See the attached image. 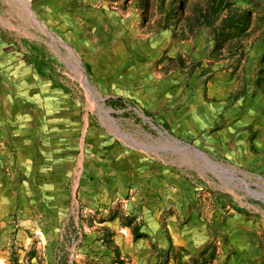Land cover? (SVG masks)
<instances>
[{"label": "rangeland", "instance_id": "rangeland-1", "mask_svg": "<svg viewBox=\"0 0 264 264\" xmlns=\"http://www.w3.org/2000/svg\"><path fill=\"white\" fill-rule=\"evenodd\" d=\"M50 9L47 27L35 15L21 33L29 43H14L50 57L39 74L51 82L48 104L0 99V135L38 146L48 133L86 129L83 149L98 150L99 204L73 199V172L62 198L56 169L0 137V264H264V176H231L185 143L174 146L154 109L176 84L252 68L261 77L264 0H68ZM135 144L166 150L157 154L165 167L157 186L133 174L149 159Z\"/></svg>", "mask_w": 264, "mask_h": 264}, {"label": "crops", "instance_id": "crops-1", "mask_svg": "<svg viewBox=\"0 0 264 264\" xmlns=\"http://www.w3.org/2000/svg\"><path fill=\"white\" fill-rule=\"evenodd\" d=\"M61 1L67 3L68 0H0V99L11 100L14 97L22 103H40V106L44 103L43 108L48 104L46 99L49 97H46V93L50 92L51 82L28 64L27 51L16 45L22 39L28 42L27 36L21 34L25 33L22 29L27 27L28 31L30 23L32 27L35 25V15L40 17L43 25L47 27L48 9L51 10L53 4L59 6ZM69 1L78 3L79 0ZM29 13L34 14V21ZM250 71H237L234 77H230L228 72H221L211 81H196L188 87L176 84L164 91L166 97L163 100L168 101H157L154 109L156 117L164 119L171 134L168 137H171L174 146L185 143L184 145L200 151L203 155L205 153L222 161L226 167H222L221 172H231V176L236 173L243 177L241 171L264 176V84L257 86L253 68ZM239 75L247 79L244 84L238 81ZM67 128L65 127L62 133H48L45 141L38 146L30 140L20 142V135L11 132L4 136L9 138L10 146L21 151L27 149L29 152H38L46 166L50 165L58 171L56 175L59 177L62 198H69L67 187L73 172L76 174L75 188L70 193L73 194V199L82 200L83 204V200L89 198L92 206L94 203L98 205L100 165L94 159L98 150H94L93 146L83 149L86 129ZM4 136L0 135L6 141ZM17 141L19 145L16 144ZM148 149L145 156L149 159L141 157L144 160L138 169L136 167L133 170V174L139 175L141 184L154 183L157 186L165 177L163 160L159 159L157 154L166 150L160 145ZM153 160L156 163H153ZM168 166L172 171H176L173 164ZM174 178L175 182L180 181V177ZM131 182H135L133 178ZM183 183L188 181L185 179ZM108 194H111L110 190ZM134 197H131V202ZM106 199H109L108 196ZM145 212L142 207L140 214L145 215ZM170 219L172 221L167 225V230L172 237L178 236L175 219Z\"/></svg>", "mask_w": 264, "mask_h": 264}, {"label": "trees", "instance_id": "trees-1", "mask_svg": "<svg viewBox=\"0 0 264 264\" xmlns=\"http://www.w3.org/2000/svg\"><path fill=\"white\" fill-rule=\"evenodd\" d=\"M232 36L234 37H238L237 33H231ZM30 49L32 50V53L27 55V62L29 65H31L38 74L42 75L44 73V69L45 67H48L49 63L47 58L50 59V57L43 55L42 57V52L40 51V49H38L36 46H34L33 44L30 45ZM261 75V73H259V76ZM256 84L257 86H261L264 84V74L261 77H258L256 80ZM111 105L114 106H123L122 100L121 99H109L107 100ZM122 103V104H121ZM125 227H129L128 225H124Z\"/></svg>", "mask_w": 264, "mask_h": 264}, {"label": "water", "instance_id": "water-1", "mask_svg": "<svg viewBox=\"0 0 264 264\" xmlns=\"http://www.w3.org/2000/svg\"><path fill=\"white\" fill-rule=\"evenodd\" d=\"M67 48V47H66ZM67 50L69 51V49L67 48ZM70 52V51H69ZM87 84L89 86V83L87 81ZM90 87V86H89ZM90 90V88H89ZM162 135V133H160ZM169 139H171V137H169ZM135 147L137 149H140V150H143V151H148L149 149L146 148V147H142L138 144H135ZM189 146L187 147H184V148H188ZM190 148V147H189ZM163 150H165L163 148ZM194 152H195V156L200 158L202 161H204L207 165H212V166H218L220 168H222L220 165H218L216 162L212 161L211 159H209L208 157H206L205 155H203V153H201L200 151L196 150V149H193ZM211 166V167H212ZM237 180H239L240 182V185H242L244 187V189L253 197H259V196H263V193H261L260 191H255V190H252L249 188L248 184H246L244 181H242L240 178H238ZM243 189V188H242Z\"/></svg>", "mask_w": 264, "mask_h": 264}, {"label": "bare ground", "instance_id": "bare-ground-1", "mask_svg": "<svg viewBox=\"0 0 264 264\" xmlns=\"http://www.w3.org/2000/svg\"><path fill=\"white\" fill-rule=\"evenodd\" d=\"M88 88V84H87V81H86V89ZM217 167V166H216Z\"/></svg>", "mask_w": 264, "mask_h": 264}]
</instances>
